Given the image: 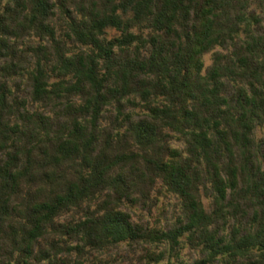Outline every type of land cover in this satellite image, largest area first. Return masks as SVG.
Returning a JSON list of instances; mask_svg holds the SVG:
<instances>
[{"label":"trees","instance_id":"obj_1","mask_svg":"<svg viewBox=\"0 0 264 264\" xmlns=\"http://www.w3.org/2000/svg\"><path fill=\"white\" fill-rule=\"evenodd\" d=\"M120 245L264 264V0H0V264Z\"/></svg>","mask_w":264,"mask_h":264},{"label":"rangeland","instance_id":"obj_2","mask_svg":"<svg viewBox=\"0 0 264 264\" xmlns=\"http://www.w3.org/2000/svg\"><path fill=\"white\" fill-rule=\"evenodd\" d=\"M115 33V31L111 28L107 29V36ZM203 63L206 64L209 61V53H204L202 56ZM162 220V219H161ZM128 254H130L126 249L125 246L120 245L116 250L110 251L107 255L103 254L101 257L106 258L111 262L110 264H134L131 263L130 260L127 258ZM157 264H162L159 262Z\"/></svg>","mask_w":264,"mask_h":264}]
</instances>
